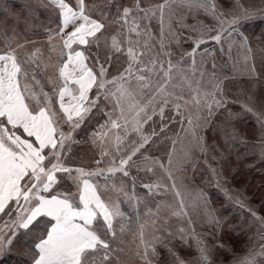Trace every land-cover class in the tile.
Segmentation results:
<instances>
[{
    "label": "snow or ice",
    "instance_id": "1",
    "mask_svg": "<svg viewBox=\"0 0 264 264\" xmlns=\"http://www.w3.org/2000/svg\"><path fill=\"white\" fill-rule=\"evenodd\" d=\"M256 16L264 22V0H0V258L127 264L135 244L152 264L171 239L180 242L165 245L171 264H264V217L247 198L235 203L258 222L257 242L237 252L221 239L227 218L209 194L198 188L186 201L188 178L177 175L197 166L199 151L233 199L207 159L209 129L264 159V72L244 30ZM207 41L240 53L247 81L218 71L214 57L208 69V48L198 62ZM245 115L255 120L251 137L236 126ZM94 118L90 148L77 155L76 130ZM169 194L178 201L171 215L187 218L175 231L162 214ZM189 203L211 231H196Z\"/></svg>",
    "mask_w": 264,
    "mask_h": 264
},
{
    "label": "trees",
    "instance_id": "2",
    "mask_svg": "<svg viewBox=\"0 0 264 264\" xmlns=\"http://www.w3.org/2000/svg\"><path fill=\"white\" fill-rule=\"evenodd\" d=\"M21 1V0H20ZM129 3L130 0H127ZM6 3L16 4L15 0H4ZM152 2H159V0H152ZM44 19V14L40 15V19L36 21V23H40ZM193 21L191 17L188 19V23L191 24ZM9 24L12 23L11 20L8 21ZM245 32L250 36L253 53H254V63L257 72H264V67L261 66L260 62V56L262 54L261 50L264 49V41L260 40V35L262 30H264V22H262L261 18L258 20H251L249 21L245 26ZM191 42L185 40L183 42V48L188 49L189 44ZM208 48L210 50V55L207 57V68L211 69L212 63H213V57L215 58V62L218 65V71H223L224 73L232 74L236 76V83H239L241 81H247L248 77L246 75H242L240 72V69L243 67V58L235 49H233L231 58L229 57L228 51H227V45L224 46L225 50L221 52L220 46L214 44L213 42H209L206 45H201L200 50L197 52L196 59L199 62L201 55L203 54V49ZM214 48V51H213ZM180 49H177L179 51ZM239 59V64L237 65V68L234 69L233 67V61ZM191 61L189 60V63ZM249 66L253 63V60L250 59L248 61ZM234 111H238V106H235ZM94 120L90 122L88 125H85L84 128L79 130V133L76 136V139L78 141L77 144L73 145V151L77 155H82L83 153L88 151V143L86 142V135H85V128L90 133L91 128L94 126ZM179 123L175 124V127L173 128L172 125H169L170 128H173V131H179ZM242 132H247L249 137L252 136L253 132L252 130L255 127V120L253 117L249 115H245L242 117L241 121L236 125ZM173 132H169V136H171ZM208 135H211L213 140L212 143H219L221 142L222 148L218 152V155L221 153L224 156H221L222 159L221 162L226 165L227 170L229 173H231L230 179H232L234 172L236 171L237 174H245L247 175L249 179V185L253 188V194H256L257 189L264 192V159H261L259 151L258 150H251L246 148L242 144H235L233 145L231 142H225V139L223 135L218 131H213L212 129H209L207 131ZM215 138L217 139L215 140ZM83 143V144H82ZM220 144V143H219ZM167 147H171V143L169 141ZM158 153V155H162L164 151L162 150ZM89 154V153H88ZM202 155V154H201ZM217 155L215 149L211 152L210 156ZM194 157L195 159L201 161L200 158L197 157V154ZM166 159V157H165ZM194 161L197 166L196 168L203 167V162H197ZM191 167V166H189ZM208 185L209 183H204L202 189L208 194ZM246 191V190H245ZM247 192V191H246ZM213 200V198H211ZM217 201H220L218 199H215ZM262 204H264V193L262 196ZM231 204L225 206L223 208V211L220 215L223 216V218H227V223L224 225L223 228V235L228 236L229 239L233 240H239L242 238L241 243L244 242V237L249 236L251 233L253 234V226L256 223L254 220H252L248 214V211H244V209L241 211L238 208L230 207ZM258 208V207H257ZM244 212V213H243ZM239 243V244H241ZM237 247V246H236ZM0 264H13V259L11 257L4 259L0 258Z\"/></svg>",
    "mask_w": 264,
    "mask_h": 264
},
{
    "label": "rangeland",
    "instance_id": "3",
    "mask_svg": "<svg viewBox=\"0 0 264 264\" xmlns=\"http://www.w3.org/2000/svg\"><path fill=\"white\" fill-rule=\"evenodd\" d=\"M15 2H16V4H14V5H18L21 1L15 0ZM72 2L75 3V0H72ZM125 2H128V1L125 0ZM256 3H257V5H259V0H256ZM260 18L261 17L256 16L252 20H258ZM31 38H33V37H30V39ZM209 42H213L215 44L214 41H207L203 45H206ZM93 127H95V123H94ZM79 130L80 129L76 130L77 134L79 133ZM206 137H207V142L209 145V152H208L207 159H208L209 163L217 169L218 172L222 173V183L224 184V186L227 189L232 191L233 199L232 200L226 199L225 194L221 190V188L216 186L215 180L212 179L211 173L208 171V164H206L204 162L205 157L203 155H201V153L199 151H197L194 154V157H196L195 156L196 154H197L198 158H200L201 156H203V157L201 158V161H199L195 158H194V161L197 160V162H200V163L203 162V165H202L203 167H201L199 169L196 167L195 168L188 167L186 171L177 173L178 176L183 175L184 177L188 178L186 180V185H187V188L189 190L185 193V200L186 201H195L197 198V195H198L197 189L203 187V184L205 183L206 179H212V183L207 186L208 190H209L208 194H209L210 198H213L212 204L210 206L212 208L216 209L217 212H219L221 214L223 211V208L229 204H231L230 207H235V208H238L239 210L242 211L243 209H241L240 206L235 203V197L240 196L241 198H247L246 203L253 206L255 208V210L258 212V214L260 216L264 217V204L261 203L262 196H263L264 192L257 189L256 194L254 195L253 194V192H254L253 188L251 185H249L250 181H249L247 175H245V174H240V173L237 174L235 171L234 174H236V175H233L232 179H230L232 174L228 172L226 165L223 164V162H221L222 161L221 156H224V155L222 153L220 155H218V152L222 148L221 142H219L220 144L219 143H217V144L212 143L211 141L213 140V138L211 135H208L207 133H206ZM216 139L217 138H215V140ZM217 141H218V139H217ZM87 147L89 149L90 145H88ZM177 148L179 149V144L177 145ZM214 149H215L217 155L216 156L215 155L210 156L211 152L214 151ZM90 154L91 153H89V155ZM159 154H161V153H159ZM160 156H164V153ZM192 177H194V179H192ZM160 199L166 200L167 203L169 205H171V208L164 209L162 214L169 216V224H170L171 228L173 229V231H175L180 226L181 220L182 219L186 220L187 218L186 217L180 218V217L171 215V211L173 209L178 208V201L171 194H169L167 197H161ZM215 199H218L220 201H217ZM187 211L192 216V219L195 221L196 231H198V232H200V231H204V232L211 231V229L208 228L207 226H204L202 228L203 222L200 218L199 212L195 211L192 208L191 203H189ZM244 211L246 212L247 209H244ZM248 214H249L250 218L253 220V218L251 217L249 212H248ZM221 217L223 218L222 215H221ZM257 231H258V222H256L253 226V232L254 233L253 234L251 233L249 236L244 237L243 243L240 242V241H242V238L239 240L229 239L228 236L223 235V233H221V239L226 244H228L229 246H235L237 252H240V251L244 250L245 242L249 241L250 238H251L253 243L257 242V237H256ZM205 238L209 239V240L211 239L210 237H207V236ZM128 239H129V241H131L132 237L129 236ZM179 243L180 242L178 240L169 239V240H165L163 243L157 244V253L151 257L152 264H171V258L168 256L165 245L171 244L173 246H179ZM239 243H241V244H239ZM131 249H132V251H130L129 253H127L124 256V259L127 261V264H143V261L139 260V258L134 255L135 244L131 245ZM178 250L181 252V254L188 251V249L186 247H178ZM221 255H223V253L218 251L217 252V258H220ZM223 258L229 259V257L226 255H224Z\"/></svg>",
    "mask_w": 264,
    "mask_h": 264
}]
</instances>
